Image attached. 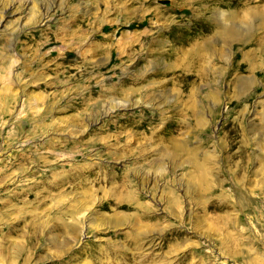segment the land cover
<instances>
[{"label": "rangeland", "instance_id": "rangeland-1", "mask_svg": "<svg viewBox=\"0 0 264 264\" xmlns=\"http://www.w3.org/2000/svg\"><path fill=\"white\" fill-rule=\"evenodd\" d=\"M0 264H264V0H0Z\"/></svg>", "mask_w": 264, "mask_h": 264}, {"label": "bare ground", "instance_id": "bare-ground-1", "mask_svg": "<svg viewBox=\"0 0 264 264\" xmlns=\"http://www.w3.org/2000/svg\"><path fill=\"white\" fill-rule=\"evenodd\" d=\"M229 35H230V36H234V33H233V32H230Z\"/></svg>", "mask_w": 264, "mask_h": 264}]
</instances>
